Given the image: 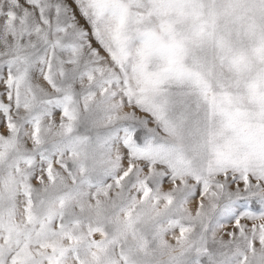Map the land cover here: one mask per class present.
<instances>
[{"label":"snow or ice","instance_id":"snow-or-ice-1","mask_svg":"<svg viewBox=\"0 0 264 264\" xmlns=\"http://www.w3.org/2000/svg\"><path fill=\"white\" fill-rule=\"evenodd\" d=\"M0 264H264V0H0Z\"/></svg>","mask_w":264,"mask_h":264}]
</instances>
